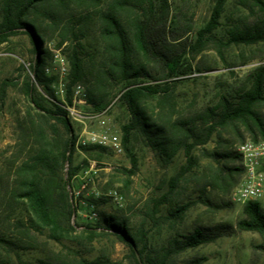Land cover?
Returning <instances> with one entry per match:
<instances>
[{"label": "trees", "instance_id": "1", "mask_svg": "<svg viewBox=\"0 0 264 264\" xmlns=\"http://www.w3.org/2000/svg\"><path fill=\"white\" fill-rule=\"evenodd\" d=\"M186 3L184 0V5ZM237 3L248 15H255L252 22L241 21L233 26L224 42L216 32L228 0H215L209 22L197 32V39L192 44L189 34L193 30V21L184 20L183 8L174 14L168 0H0V45L20 32L27 34L33 45L35 58L31 75L26 77L25 91L31 110L40 118L37 121L28 112L25 123L30 126L21 125L25 143L32 139L33 155L16 167L12 186L2 197L9 209L21 212V217L14 220L13 233L0 231V264L13 261L17 264H113L105 256L91 261L70 259L48 250L47 242L39 240L40 235L57 243L74 239L75 225L71 219L76 209L68 187H72V180L79 171V167H72L77 138L67 111L55 96L56 78L46 73L48 51L43 50V46L47 31L59 34L60 46L70 42L67 47L70 67L67 101L70 105L72 87L79 82L88 84V102L95 111L108 106L114 83L124 84L120 102L130 119L122 127L123 144L131 168L121 171L127 176V188L138 170L137 157L130 148L134 132L145 136L148 146L165 164H171L183 152L186 164L163 182L166 193L148 202V220L157 227L184 221L194 202L185 204L176 198L184 193L187 174L198 165L194 155L197 148L203 149V155L210 159L202 174L203 203L217 209L231 206L230 202L215 203L208 194L217 191L224 196L230 195L242 177L240 156L235 148L209 153L204 147L214 137L223 141L226 133L234 134L240 143L264 138V67L250 74L235 100L221 96L215 106L189 117H175L173 107L169 115L154 116L149 104L162 95L158 102L166 109L165 105L172 101L171 88L168 84L154 85L149 81H157L156 77L185 76L187 55H197L210 45L219 51L232 45L255 47L264 58V0H238ZM44 21L47 23L45 28ZM92 32L102 45L95 70L86 65L80 51L82 39ZM8 83H3L1 97ZM37 87L52 99L51 107L43 103L45 99L38 97ZM53 120L64 126L68 135L66 140L51 137L50 132H56V126L50 124ZM242 128L249 135L248 139L241 133ZM66 165L71 168L64 179L60 173ZM163 206L167 214L159 215ZM236 227L240 232L259 234L262 243L254 248L253 254L255 256L260 249L264 258V209L259 201L243 206V218ZM235 231L227 224L198 225L190 232L170 237L163 246H153L143 225L133 232L126 221L114 216H105L104 226L86 228L90 242L105 235L116 236L128 246L136 264H179L177 259L181 255L214 244ZM25 253H42L44 256L33 262L24 259ZM206 262V257L194 256L181 264Z\"/></svg>", "mask_w": 264, "mask_h": 264}, {"label": "rangeland", "instance_id": "2", "mask_svg": "<svg viewBox=\"0 0 264 264\" xmlns=\"http://www.w3.org/2000/svg\"><path fill=\"white\" fill-rule=\"evenodd\" d=\"M107 1V0H104ZM174 14L183 8L184 20L193 21V30L189 34L191 43L197 39V32L210 20L215 0H168ZM238 0H228L227 7L221 19V26L217 36L226 42L228 31L241 21L250 23L255 15L238 6ZM43 28L47 23L44 21ZM46 43L43 50L48 51L46 73L54 76L53 85L55 96L62 108H70L67 118L76 136L75 151L72 167H79L77 175L72 180L69 188L70 197L76 209L71 219L75 225L74 239L64 240L61 243L49 240L46 235H40L41 242H47L48 250L68 256L70 259L94 260L98 257H107L113 264H136L128 246L116 236L105 235L90 242L86 234L87 227L104 226L105 216H114L126 221L128 227L137 232L143 225L147 232L149 243L153 246H163L172 236H178L192 231L196 226H214L227 224L235 228L231 236L222 237L216 243L200 247L181 255L179 264L194 257H206L205 264H264L262 250L257 249L254 256L253 250L262 243L257 233L240 232L237 222L243 218V206L231 202L230 195L224 196L217 191H211L208 196L215 203L230 202L231 206L224 209L207 206L201 199L203 187L202 174L208 166L210 159L203 155V149L197 148L194 155L198 158V165L192 173L187 174L184 183V193L180 199L183 203L194 202L184 221L180 224H164L155 226L148 220V202L159 198L167 189L163 182L176 175L180 168L186 164L183 152H180L171 164H165L161 156L150 148L142 133L134 132L131 141V150L138 160V170L131 178V185L126 187L127 176L121 169H130L131 161L125 148L124 153L115 155L110 151H101L95 147H81L77 140L88 133L98 131L99 124L95 117L104 114L107 124L115 134L122 135V127L129 122V114L120 102L124 84L114 83L110 88L108 106L102 111H95L88 102V84L79 82L72 87V104L67 101V85L69 83V64L67 61V47L70 42L60 46L58 33L47 31ZM83 48L80 50L86 59V65L95 70L102 45L97 35L92 32L81 41ZM255 56V57H253ZM35 58L33 45L29 36L23 32L10 37L0 45V231L13 233V222L16 217H21L20 211L9 209L7 202L2 201L6 189H10L14 181L15 169L22 162L30 158L32 153V139L25 143L24 132L21 125L26 124L27 113L31 112L33 118L39 121L38 115L31 110V105L25 91L26 77L31 75V65ZM187 74L178 78L156 77L157 81L150 80L152 84L170 85V104L160 105L162 95L149 104L153 115H169L171 107L176 115L192 116L207 107L215 106L221 96L235 100L243 84L247 83L250 74L259 67H264V58L255 51V47L232 45L219 51L210 45L197 55L188 54L184 62ZM156 76V75H155ZM9 85L2 95L3 83ZM77 87L81 94L76 95ZM38 97H42L44 104L51 107L50 98L40 87ZM64 90V93L61 92ZM84 103H80V99ZM53 104V103H52ZM94 117V118H93ZM51 125L56 126V132L51 131V137L60 141L67 139L64 126L53 120ZM241 133L248 139L249 135L242 128ZM240 142L234 134L226 133L223 141L214 137L204 150L212 153L217 149L235 148ZM238 164V163H237ZM70 165H66L60 173L62 178H67ZM264 209V198L259 201ZM167 209L163 206L159 215H166ZM98 233L101 231H97ZM42 253H25L24 259L36 262L43 258ZM259 258V259H257ZM256 260V262H254ZM11 264H17L13 261Z\"/></svg>", "mask_w": 264, "mask_h": 264}, {"label": "built area", "instance_id": "3", "mask_svg": "<svg viewBox=\"0 0 264 264\" xmlns=\"http://www.w3.org/2000/svg\"><path fill=\"white\" fill-rule=\"evenodd\" d=\"M61 92L64 93V90ZM79 94H81L80 87H77L76 95ZM79 102L84 103L81 99ZM67 111L74 113L70 108H67ZM95 120L99 124L98 131L90 132L86 137L81 136L77 140V145L105 148L115 155L123 154V136L111 131L104 114L96 116ZM235 151L240 156L239 165L243 173L229 197L232 203L245 206L249 202L260 201L264 198V138L258 141L248 139L238 144Z\"/></svg>", "mask_w": 264, "mask_h": 264}]
</instances>
